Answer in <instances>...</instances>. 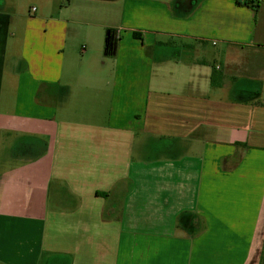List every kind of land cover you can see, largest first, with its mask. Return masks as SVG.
<instances>
[{
  "label": "crops",
  "instance_id": "1",
  "mask_svg": "<svg viewBox=\"0 0 264 264\" xmlns=\"http://www.w3.org/2000/svg\"><path fill=\"white\" fill-rule=\"evenodd\" d=\"M35 1L0 0V264H264V0Z\"/></svg>",
  "mask_w": 264,
  "mask_h": 264
},
{
  "label": "rangeland",
  "instance_id": "2",
  "mask_svg": "<svg viewBox=\"0 0 264 264\" xmlns=\"http://www.w3.org/2000/svg\"><path fill=\"white\" fill-rule=\"evenodd\" d=\"M34 2L36 1L35 0H12V3L16 4V6L23 12L25 10H28L32 6H35Z\"/></svg>",
  "mask_w": 264,
  "mask_h": 264
},
{
  "label": "built area",
  "instance_id": "3",
  "mask_svg": "<svg viewBox=\"0 0 264 264\" xmlns=\"http://www.w3.org/2000/svg\"><path fill=\"white\" fill-rule=\"evenodd\" d=\"M235 1H238V2H241V3H244V2H251V4H254V0H235ZM264 3V1H262ZM35 9H32V12H34Z\"/></svg>",
  "mask_w": 264,
  "mask_h": 264
},
{
  "label": "trees",
  "instance_id": "4",
  "mask_svg": "<svg viewBox=\"0 0 264 264\" xmlns=\"http://www.w3.org/2000/svg\"><path fill=\"white\" fill-rule=\"evenodd\" d=\"M244 4H250V5H251V2H247V1H246V2H244Z\"/></svg>",
  "mask_w": 264,
  "mask_h": 264
}]
</instances>
